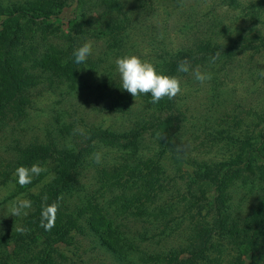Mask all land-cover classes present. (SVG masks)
<instances>
[{"label": "trees", "instance_id": "1", "mask_svg": "<svg viewBox=\"0 0 264 264\" xmlns=\"http://www.w3.org/2000/svg\"><path fill=\"white\" fill-rule=\"evenodd\" d=\"M72 4H75V15L70 22H73L74 27L66 38L57 40V31L54 32L50 19L59 7ZM126 6L127 1L124 0H0V16L7 18L5 27L11 30L0 50V132H3L1 138L6 147L0 156V164L2 161L6 163L0 178L6 183L15 174L16 168L38 163L44 169L47 167V177L52 179H49L50 197L48 200L46 197L47 202L38 216L35 230L27 231L29 228L24 224L20 228L25 230L17 232L13 238L0 236V244H13L14 248H18L35 244L36 237L40 236L45 244L55 248L62 241L72 244L76 234H70V231L76 230L79 235L91 238L95 243L97 241L121 261L130 260L132 255L138 259L133 264H210L214 250L210 251L208 244L215 237L214 227L217 226V230L223 231L222 239L231 240L242 235L241 245L247 249L235 251L237 260L233 264H264V187L261 184L264 179L260 178L256 182L251 179L252 173H255L254 166L258 164V167L262 166L264 169V119L255 135H243L239 137V141L238 137L230 134L232 130L218 126L217 122L203 120V129L195 137V141L201 136L198 147L202 146L204 150L197 152L198 156L191 155V160L181 154L179 159L173 157L176 164L173 160L171 163L167 162L164 152H175L174 124L179 117L176 100L162 99L160 106L155 110L150 109L147 117H139L133 122L129 118L136 101L144 98L150 103V95L134 98L119 87L120 81L114 65V60L118 57L115 50L126 44L138 52L140 42L145 41H137L135 44L131 42L130 33L136 32L137 21L133 11ZM23 17L26 19L22 20ZM44 28H49L51 32L48 33ZM125 39L131 43L125 42ZM94 41L103 43V52L97 56L91 55L85 63L75 64L73 50L84 43H91L94 48ZM258 45H233L227 49L215 50L197 45L191 51L180 49L174 54L171 50H160L157 58L163 64L161 70L172 75L182 61L194 67L207 61L210 56H220L235 49H253ZM259 46H264V43ZM162 53L164 54L160 55ZM91 66L95 71H90ZM95 84L99 94L91 96L93 90L90 86ZM44 85L46 90L55 92L57 100L51 105L52 114L44 121L41 128L44 135L40 137L36 135L37 126H31L32 122H29V109L35 107L34 97L29 94V90H35L36 86L42 88ZM34 94L40 95L37 91ZM81 96L101 99V102L91 99L95 106L80 107H74L68 102L73 97ZM102 111L112 113L121 122L117 124L118 121L115 120L109 126L102 127L95 120L91 122L87 118L89 114ZM262 116L264 117V113ZM201 128L202 126L199 130ZM163 131L166 133V140L160 136ZM156 135L159 136V146L155 148V152L145 151L143 142ZM192 140V137H187L186 142L189 144ZM229 140L237 143L240 140L248 141L249 148L241 161H210L205 168L196 170L198 162H208L209 145L213 147L220 141ZM104 142L115 146L119 155L111 159V165H105L110 159H101L97 170L90 172L91 168H88L85 173L92 151ZM52 162L58 166L50 171L49 163ZM176 165L180 170L185 165L194 168V174L187 181L188 194L195 195L193 183L196 180L198 183L207 181L214 187L213 198L205 205L207 210L204 214L212 216L209 222L205 220V216L197 217V214L201 216L203 213V207L198 204L197 198V201L184 205L181 214L176 213L175 209L187 199L180 200L176 195L167 200L159 199L163 187L169 185L170 180L176 181V175L169 171L166 174V168L176 170ZM121 173H126L125 177L133 179L130 186L132 198L127 200V203H131L128 208L132 207L134 211L133 221L147 222L159 233L155 234L143 223L145 230L134 238L140 229L131 228V220L115 216L112 207L115 209L114 203L119 198L112 194V190L116 189L115 182L119 181L116 178ZM98 174L102 177L99 178ZM44 177V173L34 176L30 186L37 185ZM231 178L241 186L252 181L251 192L254 190L253 185L258 184L252 212H249L246 201L232 199V193L228 191ZM103 183L107 193L111 195V202L99 197ZM42 194L44 193L31 191L27 192L26 197L32 205L37 202L41 204L44 199ZM66 198H69L68 203ZM150 204L154 206L150 208ZM239 207L242 208L238 210ZM46 208H50L51 212L45 216L42 214ZM149 213L152 214V221L147 215ZM59 216L61 223H55L57 230L52 236L43 225H52L54 218L57 220L56 217ZM182 218L184 222L189 220L187 229L192 232L189 236L191 240L192 236L198 237L200 233L203 240L206 239L201 248L194 244V240L183 248L171 246L168 241L172 238L169 237L171 228ZM160 234H165L163 239L157 241L158 244H163L160 246L162 249L145 251L140 243ZM164 244L170 247H165ZM183 253H187V256L182 257ZM124 256H128L126 260L123 259ZM47 257L51 262L50 256ZM47 257L41 256L39 261L46 263ZM213 263L219 264V261Z\"/></svg>", "mask_w": 264, "mask_h": 264}, {"label": "rangeland", "instance_id": "2", "mask_svg": "<svg viewBox=\"0 0 264 264\" xmlns=\"http://www.w3.org/2000/svg\"><path fill=\"white\" fill-rule=\"evenodd\" d=\"M127 1V6L134 13L135 21H137L136 32L130 33L131 42L134 44L137 41L145 40L140 42L139 51L132 49L126 44H122L115 50V54L121 56L126 53H135L142 56L143 58L154 62L160 69L163 64L160 62V58H157L160 50H171L174 54L180 49H186L184 51H191L190 49L197 45L209 47V50L215 49H227L233 45H243L251 47L253 45H260L264 43V0H124ZM75 4L59 7L54 16H52L51 24L52 28L57 31L55 39L66 38L67 33L73 26V19L75 13ZM34 17H37L35 15ZM25 20L26 17L21 18ZM7 18L0 16V50L4 47L5 39L11 34V30L7 29ZM9 23V22H8ZM14 24V21L12 22ZM71 26V27H70ZM13 29V27H11ZM45 31L50 33L49 28H44ZM129 41L128 39L124 40ZM95 42V41H94ZM197 44V45H196ZM101 41L95 42L93 48V56L99 55L103 50ZM248 50L229 51L220 56H210L207 61L201 62L198 65L190 66V71L180 72L178 69L172 74L177 76L182 83V92L179 93L173 100H176V109L178 112V119L175 121V152H164L167 156V162L174 158L179 159L181 154L188 157L191 160V155L198 156L197 152L204 150L202 146L198 147L200 137L195 141V137L199 135L203 129V120H211L217 122L218 126H223L226 130H232L230 134L235 137L241 138L243 135L253 136L259 128H261L264 117V46ZM135 51V52H134ZM164 53L160 54L163 55ZM90 71H95L93 67H90ZM196 71L208 72L210 79L201 83L194 79L193 73ZM92 84V83H89ZM96 84L90 86L93 90L91 96L99 94L96 90ZM40 88V89H39ZM46 86L32 88L29 90V94L32 95L33 103L35 107L29 109L31 117L29 122L32 125L37 126V136H43L44 132L42 127L44 121H47L49 116L52 114L51 105L57 100L55 92L51 93L50 90H46ZM39 92L40 95H35L34 92ZM59 99V98H58ZM101 99L89 98L88 96L73 97L68 102L72 106H95L92 100ZM142 99V98H141ZM164 98L163 101H166ZM96 102V101H95ZM32 103V104H33ZM66 103V102H64ZM69 103H67L69 105ZM160 102L155 105H150L149 101L144 98L140 101L137 100L135 103L134 111L132 112L129 119L135 122L139 117L146 116L150 113V109L155 110L160 106ZM73 112V109H70ZM174 114V118H176ZM88 119L92 122L95 120L98 125L107 127L113 121L121 122L120 118H115L112 113L89 114ZM34 121V122H33ZM202 126L201 130L199 127ZM222 129V128H221ZM41 131V132H40ZM208 130H206L207 132ZM33 135V134H31ZM35 135V134H34ZM35 135V136H36ZM3 132H0V156L2 152H5L6 147L4 146L5 141L2 140ZM84 136V135H83ZM162 139L166 140L164 134L160 135ZM187 137H192L193 140L188 144L186 142ZM159 136L148 137L142 144L145 151L155 152V148L159 146ZM210 149L208 155V162H198L196 170L198 168H205L210 161L222 162L223 160H230L232 162H238L243 159L245 151L249 148L248 141L240 140L237 143L234 140L220 141L217 146H208ZM116 152V153H115ZM184 152V154H183ZM95 153L101 154V159H110L105 162V165H111L113 159L119 153L116 151L115 146H111L107 143L97 145L92 151L87 165L85 166V173L88 168L90 172L96 167L101 165L95 161ZM207 157V156H206ZM94 159V160H93ZM176 164V162H175ZM48 166V165H47ZM49 170L57 167V163H49ZM170 167V165H169ZM6 168L5 161L0 164V174L4 172ZM47 168V167H46ZM43 169L41 172L45 174V177L40 180L37 185L30 186L29 184L20 185L16 182L15 174L3 183L0 178V236L7 235L13 238V236L20 232L17 229L26 224L27 231H33L36 228L38 222V216L42 212L46 201V197H50L51 184L49 183V177H47L48 169ZM194 168L185 165L178 169L176 165L175 169L166 168V174L169 171L170 174H175L176 181L170 180L169 185L163 187L161 191L160 200L168 199L171 196L178 197L179 199H187L178 204L175 209L176 213H180L183 210L184 205L189 204L193 200L197 201L202 208V212L198 218L205 216V220L209 222L212 216L204 214L206 212L205 205L209 200L213 198L214 187L211 186L207 181H199L193 183L194 194H188L187 181L194 174L192 171ZM255 173H252V180L255 182L262 178L264 179V169L262 166L258 167V164L254 166ZM113 171V170H112ZM126 173H121L116 180V189L112 190V194L116 195L119 199L114 203L115 209L112 207L114 214L117 218L123 220H131V228L140 229L135 237L141 234L142 230H145L143 223L150 227L156 234L159 231H155L152 226L147 222L133 221L135 215L133 214L131 203L127 200L132 198L131 195V182L133 179L125 177ZM102 175L98 174V177ZM233 175V177H235ZM100 178V177H99ZM52 180V179H50ZM32 184V183H31ZM228 191L232 193V199H240L247 202L249 212L255 208L254 202L256 201L257 185L252 190V181H247L242 186L234 182L231 178V182L228 183ZM264 187V181L261 182ZM102 185V194L99 195L101 200H109L111 202V195L107 193L105 184ZM29 188V189H28ZM48 188V189H46ZM44 193L41 196L44 197L42 203L33 204L31 209L27 210V215L15 216L11 214L13 206L17 201L27 199V192ZM122 193L120 196L118 194ZM250 193V194H249ZM46 194V195H45ZM186 197V198H185ZM42 198V197H41ZM143 198H145L143 196ZM146 199V198H145ZM231 199V201H233ZM100 200V201H101ZM66 202H69V198H66ZM103 201H101L102 203ZM150 204V208L153 207ZM242 207L237 208L238 210ZM196 210V209H194ZM152 221V214H147ZM52 223V227L48 229L50 235L56 234L55 223H61V218L56 217ZM184 218L178 220L176 225L169 229L171 233L168 241L171 246H175L176 249L180 247H186L193 240L194 244L201 248L203 246L202 233L200 236L193 237V240L189 238L192 232L187 229L188 222L182 221ZM204 220V222H205ZM203 221V220H202ZM159 224L161 222L159 221ZM164 226L163 224H161ZM164 227H162L163 230ZM216 228L215 237L208 244L212 253L211 263L218 262L219 264H233L237 260V254L235 251L246 250V246L241 245L242 235L239 234L238 238L233 237L231 240L222 239L223 231L217 230ZM75 236L72 244H67L65 241L57 243L55 248H51L45 244L43 237L37 236L36 243L32 245H23L18 248H14L13 244L10 246H4L0 244V264H133L136 262V257L131 255L130 260H126L128 256H124L121 261L116 258L115 255L108 252L106 248L96 243L91 238H85L76 233V230H71L70 234ZM169 234V233H167ZM165 234L157 235L154 239L144 240L142 247L144 250L154 251L162 249L157 241L163 239ZM197 237V238H196ZM165 247H170L164 244ZM50 256L51 262L47 257L46 263L39 261L40 257ZM182 257H186L187 253H183ZM138 260V259H137ZM249 262V259H248ZM216 264V263H213Z\"/></svg>", "mask_w": 264, "mask_h": 264}, {"label": "clouds", "instance_id": "3", "mask_svg": "<svg viewBox=\"0 0 264 264\" xmlns=\"http://www.w3.org/2000/svg\"><path fill=\"white\" fill-rule=\"evenodd\" d=\"M93 53L91 43H84L73 50V59L75 64L85 63ZM115 71L118 74L120 88L126 90L134 98L140 95L149 94L150 103L158 104L162 99L169 100L175 98L182 92V83L175 75L166 74L154 62L143 58L135 53H126L116 57L114 60ZM180 72H189L190 66L187 62L182 61L177 66ZM194 79L198 82H205L210 79L208 72L196 71L193 73ZM95 161L100 163L101 154L95 153ZM43 171L38 163L31 166H21L16 168V182L20 185L31 183L34 176H39ZM32 202L28 199H22L13 206L11 214L16 217L23 214L27 215V210L31 209ZM51 212L50 208H46L42 215ZM45 229L51 228V224H44ZM18 231H24V228H18Z\"/></svg>", "mask_w": 264, "mask_h": 264}]
</instances>
